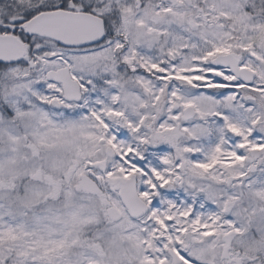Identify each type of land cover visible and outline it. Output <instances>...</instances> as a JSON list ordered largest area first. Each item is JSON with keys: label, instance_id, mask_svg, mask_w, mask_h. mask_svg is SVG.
<instances>
[{"label": "snow or ice", "instance_id": "6c2138e0", "mask_svg": "<svg viewBox=\"0 0 264 264\" xmlns=\"http://www.w3.org/2000/svg\"><path fill=\"white\" fill-rule=\"evenodd\" d=\"M0 264H264V0H0Z\"/></svg>", "mask_w": 264, "mask_h": 264}]
</instances>
